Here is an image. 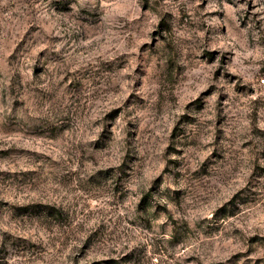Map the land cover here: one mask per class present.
Instances as JSON below:
<instances>
[{
    "label": "rangeland",
    "instance_id": "obj_1",
    "mask_svg": "<svg viewBox=\"0 0 264 264\" xmlns=\"http://www.w3.org/2000/svg\"><path fill=\"white\" fill-rule=\"evenodd\" d=\"M0 264H264V0H0Z\"/></svg>",
    "mask_w": 264,
    "mask_h": 264
}]
</instances>
